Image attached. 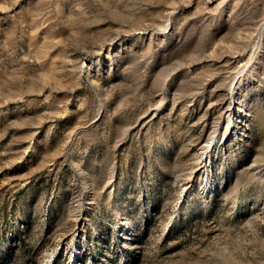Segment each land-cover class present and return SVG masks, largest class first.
<instances>
[{"label":"rangeland","instance_id":"rangeland-1","mask_svg":"<svg viewBox=\"0 0 264 264\" xmlns=\"http://www.w3.org/2000/svg\"><path fill=\"white\" fill-rule=\"evenodd\" d=\"M0 264H264V0H0Z\"/></svg>","mask_w":264,"mask_h":264}]
</instances>
